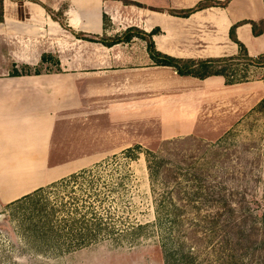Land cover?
I'll return each instance as SVG.
<instances>
[{"label":"crops","instance_id":"crops-1","mask_svg":"<svg viewBox=\"0 0 264 264\" xmlns=\"http://www.w3.org/2000/svg\"><path fill=\"white\" fill-rule=\"evenodd\" d=\"M206 2L227 0H3L0 206L87 168L93 134L154 131L156 124L142 128L139 113H126L122 99L154 87V69L172 71L159 89L171 87L172 75L187 84L224 81L180 77L171 68L157 67L146 42L138 38L108 47L77 34L113 40L135 29L152 35L163 55L206 60L238 55L230 32L242 24L236 30L238 41L250 56L264 54V35L254 37L247 24L264 20V0H231L189 17L174 14ZM50 11L62 13L65 26Z\"/></svg>","mask_w":264,"mask_h":264},{"label":"rangeland","instance_id":"rangeland-1","mask_svg":"<svg viewBox=\"0 0 264 264\" xmlns=\"http://www.w3.org/2000/svg\"><path fill=\"white\" fill-rule=\"evenodd\" d=\"M252 55L256 56L255 52ZM245 67L242 64L240 69ZM154 71V87L149 91L142 89L140 94L123 95L122 99L126 113H139L142 128L146 124H156L157 128L154 131L142 129L141 134H93V156L89 166L82 170L93 174L81 180L82 187L88 189L85 182L95 176V192L120 230L135 224H150V228L138 236L124 234L119 243L101 242L67 253L65 242L33 236L29 219L34 210L32 202L22 207L2 205L0 264H184L185 259L179 252L180 242H186V251L192 249L198 254V263L205 260L206 264H214V243L189 244L190 232L196 225L203 227L205 220L192 214L183 216L180 230L173 227L166 214L161 215V221L157 220L160 191L151 184L146 152L157 153L165 142L189 139L175 148L194 160L202 158L203 154L208 156L204 146L229 151L232 169L236 170L240 165L237 159L243 158L245 164L256 163L257 174L264 167V108L258 109L264 101V69L251 67L249 81L234 86H227L225 80L220 85L181 83L172 75L171 87L160 89L159 85L165 80L168 82L172 71ZM227 135L229 139L222 142ZM129 149L132 153H127ZM245 186L252 188L251 194L257 198L262 197V183L249 180L246 183L236 178L231 184L238 190ZM61 193L65 191L60 190L58 194ZM47 203H56V190L47 191L40 199L41 206ZM197 230L199 236L207 234ZM139 241L141 245H137ZM164 242L167 247L163 246Z\"/></svg>","mask_w":264,"mask_h":264},{"label":"trees","instance_id":"trees-1","mask_svg":"<svg viewBox=\"0 0 264 264\" xmlns=\"http://www.w3.org/2000/svg\"><path fill=\"white\" fill-rule=\"evenodd\" d=\"M229 1L231 0H227L225 4L206 2L192 10L174 14L189 17L211 6L224 7ZM2 4L3 0H0L1 19ZM50 14L54 20L65 26L62 13L55 14L50 11ZM247 24L252 26L254 37L264 35V20ZM240 25L242 24L234 26L230 32L232 41L239 48L238 55L206 60L177 59L163 55L157 51L152 35L135 29L128 30L121 38L113 40L96 39L83 34H77L76 37L89 42H100L108 47L129 43L138 38L146 42L150 58L157 67L171 68L180 77L198 80L222 77L227 86H234L249 81L248 69L251 67L264 69V54L252 57L248 49L238 41L236 30ZM242 64L246 65L244 70L240 69ZM13 75L19 76V73L14 72ZM260 108H264V101L259 105L258 109ZM228 139L227 135L222 142ZM187 141L189 139L165 142L157 153L146 152L151 184L154 189L160 191L161 199L156 208L157 220L161 221V215L166 214L171 219V224H174L173 227L178 230L182 228L183 216L192 214L205 220L203 227L194 226L190 232L189 244L198 246L207 241L214 243V264H264V167L255 174L256 163L245 164L246 159L238 158L237 162L243 166L238 165L236 170L232 169L229 151L224 152L222 149L207 146H204V151L208 156L203 154L202 158L194 160L192 156L175 148ZM132 151L129 149L127 153ZM244 165L245 168H242ZM91 174V171L73 174L9 205L22 207L32 202L34 210L31 211L29 219L32 222L30 231L33 236L51 239L56 243L65 242L67 249L64 250L67 253L101 242L119 243L124 234L138 236L150 228V224H135L120 230L113 222L111 214L102 207L103 201L95 192V176L89 181L84 179V185L88 189L82 187V178ZM236 178L246 183L248 180L255 184L262 183V197L257 198L255 194H251L252 188L246 186L241 190L232 188L231 184ZM52 190H56V203L41 206L40 199L47 191ZM60 190L65 191V194H58ZM164 225L161 223V226ZM197 229L204 230L207 234L204 237L199 236ZM137 243L141 245L140 241ZM185 243L180 242L182 247L179 251L185 259L184 264H206L205 260L198 263V254L192 249L186 251ZM158 244L161 245L160 242ZM163 246L167 247L166 242Z\"/></svg>","mask_w":264,"mask_h":264}]
</instances>
